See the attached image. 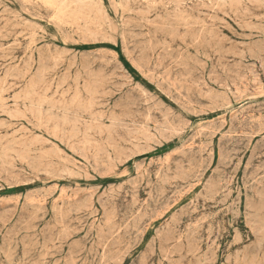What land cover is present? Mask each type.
Returning a JSON list of instances; mask_svg holds the SVG:
<instances>
[{
	"label": "rangeland",
	"instance_id": "obj_1",
	"mask_svg": "<svg viewBox=\"0 0 264 264\" xmlns=\"http://www.w3.org/2000/svg\"><path fill=\"white\" fill-rule=\"evenodd\" d=\"M76 2L0 0V264H264V0Z\"/></svg>",
	"mask_w": 264,
	"mask_h": 264
},
{
	"label": "bare ground",
	"instance_id": "obj_2",
	"mask_svg": "<svg viewBox=\"0 0 264 264\" xmlns=\"http://www.w3.org/2000/svg\"><path fill=\"white\" fill-rule=\"evenodd\" d=\"M76 1L78 2V0H76ZM81 1H82V0H81ZM218 1H219V0H218ZM221 1H222V0H221ZM227 1H229V0H227ZM247 1H248V0H247ZM251 1H252V0H251ZM256 1H258V0H256ZM256 1L254 0V2H256ZM22 2H23V1H22ZM77 2H76V3H77ZM176 2H177V1H176ZM178 2H179V0H178ZM181 2H182V1H181ZM224 2H225V1H224ZM233 2H234V1H233ZM78 3H79V2H78ZM80 3H81V2H80ZM247 3H248V2H247ZM258 3H259V2H258ZM40 4H41V3H40ZM176 4H177V3H176ZM217 4H218V3H217ZM225 4H227V3H225ZM229 4H230V3H229ZM256 4H257V2H256ZM90 5H91V4H90ZM249 5H250V4H249ZM261 5L263 6V3H262V2H261ZM176 6H177V5H176ZM222 6H223V5H222ZM226 6H227V5H226ZM227 7H228V6H227ZM31 8H32V5H31ZM97 8H98V7H97ZM263 8H264V7H263ZM3 10H4V9H3ZM43 10H44V9H43ZM88 10H89V9H88ZM147 10H148V8H147ZM208 10H209V9H208ZM214 10H215V9H214ZM100 11H101V10H100ZM131 11H132V10H131ZM131 11H130V12H131ZM133 11H134V10H133ZM45 12H46V11H45ZM194 12H195V11H194ZM6 13H7V11H6ZM6 13H5V14H6ZM76 13H77V12H76ZM147 13H148V12H147ZM195 13H196V12H195ZM3 14H4V13H3ZM201 14H202V13H200V15H201ZM221 14H222V13H221ZM247 14H248V13H247ZM77 15L80 16L79 14H77ZM206 15H207V14H206ZM248 15H249V14H248ZM82 16H83V15H82ZM93 16H94V15H93ZM147 16H149V15H147ZM159 16H160V15H158V17H159ZM208 16H209V15H208ZM259 16H260V15H259ZM85 17H86V16H85ZM96 17H97V16H96ZM96 17H95V18H96ZM158 17H157V18H158ZM160 17H161V16H160ZM211 17H212V16H211ZM214 17H215V16H214ZM197 18H198V16H197ZM244 18H245V17H244ZM250 18H251V17H250ZM82 19H83V18H82ZM96 19H97V18H96ZM144 19H146V18H144ZM154 19H155V18H154ZM160 19H162V18H160ZM160 19H159V20H160ZM168 19H169V18H168ZM208 19H209V18H208ZM212 19H213V18H212ZM1 20H2V19H1ZM106 20H107V19H106ZM156 20H158V19H156ZM162 20H163V19H162ZM162 20H161V21H162ZM165 20H167V18H166ZM176 20H177V19H176ZM176 20H174V21L176 22ZM217 20H218V19H217ZM247 20H248V18H247ZM249 20H250V19H249ZM62 21H63V20H62ZM83 21H84V20H83ZM91 21H92V20H91ZM153 21H154V20H153ZM168 21H169V20H168ZM213 21L216 22L215 20H213ZM1 22H2V21H1ZM89 22H90V21H89ZM159 22H160V21H159ZM211 22H212V20H211ZM25 23H26V22H25ZM25 23H24V24H25ZM149 23H150V22H149ZM157 23H158V22H157ZM164 23H165V22H164ZM166 23H167V22H166ZM166 23H165V24H166ZM195 23H196V22H195ZM203 23H204V22H203ZM83 24H85V23L83 22ZM91 24H92V23H91ZM108 24H109V23H108ZM151 24H152V23H151ZM161 24H162V23H161ZM167 24H168V23H167ZM196 24H197V23H196ZM205 24H206V23H205ZM218 24H219V23H218ZM20 25H21V24H20ZM22 25H23V24H22ZM86 25H87V24H86ZM147 25H148V24H147ZM157 25H158V24H157ZM170 25H171V24H170ZM172 25H173V23H172ZM174 25H175V24H174ZM174 25H173V26H174ZM203 25H204V24H203ZM206 25H207V24H206ZM82 26H83V25H82ZM159 26H160V25H159ZM161 26H162V25H161ZM167 26H169V25H167ZM189 26H191V25H189ZM201 26H202V25H201ZM211 26H212V25H211ZM220 26H221V25H220ZM245 26H246V25H245ZM174 27H176V26H174ZM178 27H179V24H178ZM182 27H184V26H182ZM203 27H205V26H203ZM171 28H172V27H171ZM185 28H186V27H185ZM188 28H189V27H188ZM40 29H41V28H40ZM157 29H158V28H157ZM190 29H192V28H190ZM194 29H195V28H194ZM260 29L262 30V28H260ZM84 30L86 31V29H84ZM154 30H155V29H154ZM177 30H178V29H177ZM212 30H213V29H212ZM212 30H211V31H212ZM219 30H220V29H219ZM1 31H2V30H1ZM192 31H193V30H192ZM198 31L200 32L199 29H198ZM168 32H169V30H168ZM173 32H174V31H173ZM182 32H183V31H182ZM201 32H202V31H201ZM204 32H205V31H204ZM204 32H203V33H204ZM0 33H1V32H0ZM23 34H24V33H23ZM173 34H174V33H173ZM185 34H188V33H185ZM191 34H192V33H191ZM194 34H195V33H194ZM221 34H222V33H221ZM1 35H2V34H1ZM94 35H95V34H94ZM192 35H193V34H192ZM10 36H11V35H9V37H10ZM171 36H172V34H171ZM179 36H180V33H179V35H178V38H179ZM186 36H187V35H186ZM194 36H195V35H194ZM194 36H193V37H194ZM199 36H200V35H199ZM0 37H1V36H0ZM5 37H6V35H5ZM214 37H215V36H214ZM6 38H7V37H6ZM172 38H173V37H172ZM172 38H171V39H172ZM183 38H184V37H183ZM194 38H196V37H194ZM176 39H177V38H176ZM181 39H182V38H181ZM190 39H192V38H190ZM175 41H176V40H175ZM195 41H196V39H195ZM195 41H194V39H192V42H195ZM200 41H201V40H200ZM182 42H183V41H182ZM196 42H197V41H196ZM221 42H223V41H221ZM13 43H14V42H13ZM184 43H185V42H184ZM192 44H193V43H192ZM194 45H196V44H194ZM211 45H212V44H211ZM187 46H188V45H187ZM196 46H197V45H196ZM197 47H199V46H197ZM257 50H259V49H257ZM4 55H5V54H4ZM56 56H57V55H56ZM59 57H60V56H59ZM74 58H75V56H74ZM47 59H48V58H47ZM58 59H60V58H58ZM60 60H62V59H60ZM46 62H47V61H46ZM49 62H50V60H48V63H49ZM57 62H58V61H57ZM26 64H27V62H26ZM49 64H50V63H49ZM49 64H48V65H49ZM2 65H3V64H2ZM3 66H4V65H3ZM25 66H27V65H25ZM54 66H56V65H54ZM27 67L29 68V66H27ZM41 67H42V65H41ZM55 68H56V67H55ZM1 69H2V68H1ZM39 69H40V68H39ZM39 69H38V70H39ZM42 69H44V68H42ZM52 69H53V68H52ZM38 70H37V71H38ZM48 70H49V68H48ZM89 70H90V69H89ZM8 71H9V70H8ZM27 71H28V69L26 70V72H27ZM37 71H35V72H37ZM43 71H44V70H43ZM87 71H88V70H87ZM87 71H86V72H87ZM24 72H25V71H24ZM38 72H39V71H38ZM7 73H9V72H7ZM21 73H22V72H21ZM42 73H43V72H42ZM42 73H40V75H41ZM45 73H46V72H45ZM45 73H44V74H45ZM87 73H88V72H87ZM89 73H90V72H89ZM15 74H16V73H15ZM103 74H104V73H103ZM103 74H102V75H103ZM80 75H81V74H80ZM89 75H90V77H91L92 74H89ZM89 75H88V77H89ZM93 75H94V74H93ZM98 75H99V74H98ZM100 75H101V74H100ZM5 76H7V75H5ZM35 76H37V75H35ZM42 76H43V75H42ZM44 77H45V76H44ZM44 77H43V78H44ZM92 77H94V76H92ZM95 78H96V77H95ZM104 78H105V77H104ZM106 78H107V77H106ZM106 78H105V79H106ZM11 79H12V78H11ZM74 79H75V78H74ZM77 79H78V78H77ZM93 79H94V78H93ZM38 80L41 81V79H38ZM43 80H44V79H43ZM75 80H76V79H75ZM78 80H79V79H78ZM78 80H77V81H78ZM99 80H100V79H99ZM63 81H64V80H63ZM73 82H74V81H73ZM96 82H97V80H96ZM36 83H38V82H36ZM99 83H100V82H99ZM99 83H98V84H99ZM10 84H11V83H10ZM86 84H87V83H86ZM86 84H85V86H86ZM98 84H96V85L98 86ZM34 85H35V84H34ZM62 86H63V85H62ZM3 87H4V86H3ZM75 87H76V86H75ZM5 88H6V87H5ZM19 89H20V88H19ZM31 89H32V87H31ZM31 89H30V90H31ZM57 89H58V87H57ZM86 89H87V88H86ZM11 90H12V89H11ZM20 90H21V89H20ZM30 90H29V92H30ZM32 90H33V89H32ZM44 90H45V89H44ZM77 90H78V89H77ZM89 90H90V89H89ZM95 90H96V89H95ZM4 91H5V90H4ZM18 91H19V90H18ZM27 91H28V90H27ZM57 91H58V90H57ZM101 91H102V90H101ZM31 92H32V91H31ZM55 92H56V91H55ZM33 93H34V92H33ZM43 93H45V91H43ZM43 93H42V94H43ZM86 93H87V92H86ZM90 93H92L91 95H93V92L90 91ZM96 93H98V92H94V94H96ZM23 94H24V93H23ZM27 94H28V93H27ZM30 94H32V93H30ZM58 94H60V93H58ZM101 94H102V92H100V95H101ZM103 94H104V93H103ZM103 94H102V95H103ZM33 95H34V94H33ZM39 95H40V93H39ZM39 95H38V96H39ZM43 95H44V94H43ZM53 95H54V94H53ZM53 95H52V98H53ZM91 95H90V96H91ZM10 96H11V95H10ZM13 96H14V95H13ZM24 96H26V94H25ZM27 96H29V94H28ZM30 96H32V95H30ZM34 96H35V95H34ZM22 97H23V96H22ZM41 97H45V96H41ZM41 97H38L39 100H41V99H40ZM92 97H93V96H91V99H93ZM23 98H24V97H23ZM46 98H47V97H46ZM50 98H51V97H50ZM58 98H59V97H58ZM75 98H76V97L74 96V98H72V99H75ZM77 98H78V97H77ZM10 99H12V100L14 99V100H15L14 97H13V98L11 97ZM47 99H48V98H47ZM47 99H46V100H47ZM62 99H64V98L62 97ZM72 99H71V100H72ZM82 99H83V98H82ZM213 99H214V98H213ZM17 100H18V99H17ZM19 100H20V99H19ZM27 100H28V99H27ZM44 100H45V99H44ZM55 100H56V99H55ZM58 100H59V99H58ZM58 100H57V101H58ZM95 100H96V99H95ZM29 101H30V100H28V102H29ZM42 101H43V99H42ZM51 101H52V99L50 100V102H51ZM64 101H65V100H64ZM72 101H74V100H72ZM14 102H15V101H14ZM22 102H23V101H22ZM30 102L33 103V100L30 101ZM30 102H29V103H30ZM43 102H44V101H43ZM48 102H49V101H48ZM48 102H46V103H48ZM70 102H71V101H70ZM37 103H38V102H37ZM37 103H35V104H37ZM40 103H41V101H40ZM46 103H45V104H46ZM55 103L58 104L57 102H55ZM62 103H63V102H60V105H61ZM73 103H74V102H73ZM73 103L71 102V104H73ZM41 104H43V103H41ZM45 104H44V105H45ZM49 104H50V105L52 104L51 106L54 105L53 102L48 103V105H49ZM78 104H80V103H78ZM92 104H93V103H92ZM94 104H95V103H94ZM13 105H14V104H13ZM24 105H25V104H24ZM58 105H59V104H58ZM87 105H88V104H87ZM11 106H12V105H11ZM31 106H33V105L31 104ZM34 106H35V105H34ZM41 106H42V105H41ZM56 106H57V105H56ZM56 106H55V107L53 106V107L56 108ZM67 106L69 107V105H67ZM67 106H66V107H67ZM98 106H99V105H98ZM35 107H36V106H35ZM42 107H43V106H42ZM68 107H67V109H68ZM84 107H85V106H84ZM3 108H4V107H3ZM44 108H45V107H44ZM47 108H48V106H47ZM47 108H46V109H47ZM63 108H64V106H63ZM70 108H71V107H70ZM80 108H82V107H80ZM88 108H89V107H87V109H88ZM48 109H49V108H48ZM50 109H53V108L50 107ZM57 109H61V108L58 107ZM64 109H65V108H64ZM67 109H66V112H67ZM78 109H79V108H78ZM82 109H83V108H82ZM10 110H11V109H10ZM36 110H37V109H36ZM43 110H44V109H43ZM62 110H63V109H62ZM74 110H75V109H74ZM85 110H86V109H85ZM52 111H53V110H52ZM58 111H59V110H58ZM87 111H89V109H88ZM38 112H39V111H38ZM66 112H65V113H66ZM71 112H72V111H71ZM1 113H2V112H1ZM44 113H46V111H45ZM51 113H53V112L50 111V113H48V114H51ZM58 113H59V112H58ZM63 113H64V112H63ZM63 113H62V114H63ZM74 113H75V112H74ZM76 113H77V112H76ZM82 113H83V112H82ZM85 113H86V112H85ZM111 113H112V112H111ZM20 114H21V113H20ZM37 114H38V115H39V114L41 115V112H40V113H37ZM97 114H98V113H97ZM109 114H110V113H109ZM113 114H114V113H113ZM120 114H121V113H120ZM18 115H19V112H18ZM45 115H46V114H45ZM56 115H57V114H56ZM56 115H55V117H56ZM83 115H84V114H83ZM110 115H111V114H110ZM51 116H52V115H51ZM53 116H54V115H53ZM53 116H52V117H53ZM61 116H63V115H61ZM66 116H67V115H66ZM68 116H70V115H68ZM90 116H91V115H90ZM92 116H93V113H92ZM94 116H95V114H94ZM113 116H114V115H113ZM240 116H241V115H240ZM10 117H12V116H10ZM39 117H40V116H39ZM57 117H58V116H57ZM84 117H85V116H84ZM116 117H117V116H115V118H116ZM118 117H119V116H118ZM118 117H117V118H118ZM248 117H249V116H248ZM13 118H14V117H13ZM76 118L79 119L78 117H76ZM76 118H74V119H76ZM102 118H103V117H102ZM53 119H54V118H53ZM60 119H62V118H60ZM80 119H81V118H80ZM87 119H88V118H87ZM90 119H91V118H90ZM90 119H89V120H90ZM98 119H99V118H98ZM56 120H57V118H56ZM64 120H65V119H64ZM69 120H70V119H69ZM100 120H101V117H100ZM113 120L116 121L115 119H113ZM57 121H58V120H57ZM70 121H71V120H70ZM75 121H76V120H75ZM75 121H74V122L71 121V122L77 124V122H75ZM77 121H78V120H77ZM86 121H87V120H86ZM90 121H91V120H90ZM257 121H258V120H257ZM48 122H49V121H48ZM92 122H93V120H92ZM97 122H98V121H97ZM147 122H148V120H147ZM68 123H69V122H68ZM68 123H67V124H68ZM78 123H79V122H78ZM83 123H84V122H83ZM93 123H95V122H93ZM98 123H99V122H98ZM101 123H102V122H101ZM101 123H100V124H101ZM111 123H112V122H111ZM116 123H117V122H116ZM145 123H146V122H145ZM168 123H169V122H168ZM168 123H166V124H168ZM58 124H59V123H58ZM90 124H91V122H90ZM164 124H165V123H164ZM7 125H8V124H7ZM47 125H48V124H47ZM114 125H115V124H113V127H114ZM0 126H1V125H0ZM55 126H56V125H55ZM62 126H63V125H62ZM101 126H102V125H101ZM104 126H105V125H104ZM109 126L111 127L112 125H109ZM165 126H166V125H165ZM165 126H164V127H165ZM1 127H2V126H1ZM19 127H20V126H19ZM72 127H73V126H72ZM76 127H77V126H76ZM84 127H85V126H84ZM102 127H103V126H102ZM110 127H108V128H110ZM2 128H3V127H2ZM56 128H57V127H56ZM96 128H97V125H96ZM96 128H94V129L96 130ZM99 128H100V126H99ZM166 128H168V127H166ZM75 129H76V128H75ZM82 129H83V128H82ZM86 129H87V128H85V130H86ZM97 129H98V128H97ZM89 130H91L90 126H89ZM99 130H100V129H99ZM112 130H113V128H112ZM162 130H163V129H162ZM165 130H166V129H165ZM77 131H78V130H77ZM77 131H76V132H77ZM86 131H88V130H86ZM86 131H85V132H86ZM97 131H98V130H97ZM100 131H101V130H100ZM139 131H140V130H139ZM144 131H145V130H144ZM166 131H167V130H166ZM66 132H67V131H66ZM88 132H89V131H88ZM135 132H136V131H135ZM163 132H164V130H163ZM209 132H210V131H209ZM79 133H80V131H79ZM136 133H137V132H136ZM136 133H134V134H136ZM142 133H143V132H142ZM10 134H11V133H10ZM138 134H139V133H138ZM140 134H141V133H140ZM151 134H152V133H151ZM84 135H85V134H84ZM89 135H90V134H89ZM144 135H145V134H144ZM8 136H9V135H8ZM85 136H86V135H85ZM142 136H143V135H142ZM147 136H148V135H146L145 137L147 138ZM72 137H73V136H72ZM129 137H132V136H129ZM143 137H144V136H143ZM248 137H249V136H248ZM82 138H83V137H82ZM70 139H72V138H70ZM91 139H93V138H91ZM129 139H130V138H129ZM131 139H132V138H131ZM139 139H140V138H138V140H139ZM143 139H144V138H143ZM2 140H3V139H2ZM2 140H1V142H2ZM83 140H84V139H83ZM87 140H88V139L85 140L86 143H87ZM132 140L134 141V139H132ZM8 141H9V140H8ZM13 141H14V140H13ZM140 141H141V140H140ZM68 142H69V141H68ZM89 142H90V141H89ZM89 142H88V143H89ZM142 142H143V141H142ZM131 143H132V142H131ZM9 144H10V143H9ZM29 144H30V143H29ZM74 144H75V143H74ZM12 145H15V144H12ZM79 145H80V144H79ZM82 145H84V144H82ZM135 145H136V144H135ZM141 145H142V144H141ZM143 145H144V144H143ZM143 145H142V146H143ZM8 146H9V145H8ZM10 146H11V144H10ZM15 146H16V145H15ZM139 146H140V145H139ZM11 147H12V146H11ZM121 147H122V146H121ZM199 147H200V146H199ZM222 147H223V146H222ZM2 148H3V147H2ZM5 148H6V147H5ZM101 148H102V147H101ZM137 148H139V147H137ZM140 148H141V147H140ZM0 149H1V148H0ZM8 149H9V147H8ZM142 149H144V148L142 147ZM36 150H40V148H39V149H36ZM80 150H82V149H80ZM100 150H101V149H100ZM102 150H103V149H102ZM2 151H5V149L2 150ZM21 151H22V150H21ZM34 151H35V150H34ZM40 151H41V150H40ZM74 151H75V150H74ZM97 151H98V150H97ZM0 152H1V150H0ZM7 152H8V151H7ZM12 152H15V151H12ZM30 152H31V151H30ZM91 152H92V151H91ZM91 152H90V153H91ZM99 152H100V151H99ZM34 153H35V152H34ZM4 154H5V153H3V155H4ZM31 154H33V152H31ZM84 154H85V153H84ZM197 154H198V153H197ZM201 154H202V153H201ZM15 155H16V154H15ZM19 155H20V154H19ZM17 156H18V155H17ZM33 156H34V155H33ZM0 157H1V159H2V156H0ZM9 157H10V156H9ZM35 157H36V156H35ZM37 157H38V156H37ZM4 158H5V157H4ZM4 158H3V159H4ZM20 158H21V157H20ZM25 158H26V157H25ZM46 158H47V157H46ZM109 158H110V156H109ZM193 158H194V157H193ZM193 158H192V159H193ZM201 158H202V157H201ZM31 159H33V158H31ZM1 161H2V160H1ZM33 161H35V159H34ZM33 161H32V162H33ZM112 161H113V160H112ZM192 161H193V160H192ZM2 162H3V161H2ZM8 163H9V162H8ZM35 163H36V162H35ZM35 163H33V164H35ZM37 163H38V162H37ZM194 163H195V161H194ZM89 165H90V164H89ZM193 165H194V164H193ZM193 165H192V166H193ZM57 166H58V165H57ZM159 168H160V167H159ZM60 170H61V169H60ZM63 171H64V170H63ZM65 171H66V169H65ZM215 172H216V171H215ZM255 172H256V171H255ZM255 172H254V173H255ZM54 173H55V172H54ZM59 173H60V171H59ZM61 173H62V170H61ZM64 173H65V172H64ZM191 173H193V172H191ZM195 173H196V172H195ZM198 173H199V172H198ZM217 173H218V172H217ZM254 173H253V174H254ZM256 173H257V172H256ZM187 174H188V173H187ZM165 175H166V174H165ZM184 175H185V174H184ZM191 175H192V174H191ZM193 175H194V174H193ZM254 175H255V174H254ZM176 177H178V176H176ZM179 177H181V176H179ZM187 177H188V176H187ZM215 177H216V176H215ZM215 177H214V178H215ZM250 177H251V176H250ZM164 178H165V177H164ZM189 178H190V177H189ZM165 179H167V177H166ZM169 179H170V178H169ZM177 179H179V178H177ZM214 180H215V179H214ZM181 181H182V179H181ZM174 182H175V181H174ZM209 182H210V181H209ZM213 182H214V181H213ZM215 182H216V181H215ZM145 184H146V183H145ZM162 185H163V184H162ZM166 185H167V183H166ZM132 186H133V185H132ZM168 186H170V185H168ZM168 186H167V187H168ZM220 186H221V185H220ZM249 187H250V186H249ZM159 188H162V187H159ZM219 188H221V187H219ZM132 189H133V188H132ZM135 189H136V188H135ZM162 189H163V188H162ZM159 190H160V189H159ZM215 190H216V189H215ZM249 190H250V189H249ZM131 191H132V190H131ZM175 191H176V190H175ZM175 191H174V192H175ZM110 192H111V191H110ZM124 192H125V191H124ZM247 192H248V191H247ZM247 192H246V193H247ZM114 193H115V192H114ZM125 193H126V192H125ZM144 193H145V192H144ZM211 193H212V192H211ZM214 194H215V193H214ZM229 194H230V192H229ZM250 194H251V193H250ZM263 194H264V193H263ZM134 195H135V194H134ZM163 195H164V194H163ZM163 195H162V196H163ZM212 195H213V193H212ZM215 195H216V194H215ZM118 196H119V195H118ZM131 196H132V195H131ZM205 196H206V195H205ZM109 197H110V196H109ZM178 197H179V196H178ZM201 197H202V196H201ZM104 198H105V197H104ZM139 198H141V197H139ZM158 198H159V196H158ZM174 198H176V197H174ZM144 199H145V198H144ZM207 199H208V198H207ZM210 199H211V198H210ZM223 199H224V198H223ZM179 200H180V199H179ZM179 200H178V201H179ZM102 201H103V200H102ZM172 202H173V201H172ZM179 202H180V201H179ZM206 202H207V201H206ZM222 202H223V201H222ZM135 203H136V201H135ZM203 204H204V202H203ZM135 205H136V204H135ZM201 206H202V205H201ZM145 207H146V206H145ZM111 208H112V207H111ZM193 208H194V207H193ZM246 208H247V205H246ZM254 209H255V207H254ZM254 209H253V210H254ZM258 209H259V208H258ZM192 210H193V209H192ZM255 210H256V209H255ZM169 211H170V210H169ZM180 211H181V210H180ZM252 212H253V211H252ZM258 212H259V211H258ZM83 213H84V212H83ZM113 213H114V212H113ZM255 213H256V212H255ZM87 214H88V213H87ZM91 214H92V213H91ZM143 214H144V213H143ZM178 214H179V213H178ZM252 214H253V213H252ZM113 215H114V214H113ZM135 215H136V214H135ZM187 215H188V213H187ZM225 215H227V213H226ZM253 216H254V215H253ZM136 217H137V216H136ZM173 217H174V216H173ZM180 217H182V216H180ZM246 217H247V216H246ZM254 217H255V216H254ZM86 218H87V217H86ZM143 218H144V216H143ZM143 218H142V219H143ZM180 219H181V218H180ZM180 219H179V220H180ZM247 219H248V218H247ZM253 219H254V218H253ZM255 219H256V218H255ZM174 220H175V219H174ZM174 220L172 219L173 222H174ZM134 221H135V220H134ZM168 221H169V220H168ZM180 221H181V220H180ZM252 221H253V220H252ZM64 222H65V220H64ZM140 222H141V221H140ZM173 222H172V223H173ZM176 222H177V221H176ZM135 223H136V222H135ZM177 223H178V222H177ZM113 224H114V223H113ZM168 224H169V223H168ZM253 224H255V223H253ZM147 225H148V224H147ZM174 225H175V223H174ZM201 225H202V224H201ZM199 226H200V225H199ZM217 226L219 227V225H217ZM174 227H175V226H174ZM177 227H178V226H177ZM186 227H187V226H186ZM191 227H192V226H191ZM191 227H189V228H191ZM127 228H129V227H127ZM189 228H188V229H189ZM199 228H201V227H199ZM124 229H125V228H124ZM197 229H198V228H197ZM197 229H196V232H197ZM115 230H116V228H115ZM135 230H136V229H135ZM157 230H158V229H157ZM171 230H172V229H171ZM119 231H120V230H119ZM127 231H128V230H127ZM107 232H108V231H107ZM111 232H112V230H111ZM123 232H124V231H123ZM196 232H195V233H196ZM223 232H224V231H223ZM126 233H127V232H126ZM167 233H168V232H167ZM173 233H174V232H173ZM193 233H194V232H193ZM107 234H109V233H107ZM107 234H106V235H107ZM110 234H111V233H110ZM110 234H109V235H110ZM124 234H125V233H124ZM197 234H198V233H197ZM114 235H115V234H114ZM157 235H158V234H157ZM170 235H171V234H170ZM193 235H195V234H193ZM258 235H260V234H258ZM124 236H125V235H124ZM166 236H167V235H166ZM181 236H182V235H181ZM190 236H191V235H190ZM101 237H102V236H101ZM106 237H107V236H106ZM109 237H110V236H109ZM158 237H159V235H158ZM182 237H183V236H182ZM103 238H104V237H103ZM120 238H122V237H120ZM178 238H179V237H178ZM185 238H186V237H185ZM187 238H188V237H187ZM110 239H111V238H110ZM161 239H162V238H161ZM210 239H211V238H210ZM215 239H216V238H215ZM215 239H214V240H215ZM113 240H114V239H113ZM214 240H213V241H214ZM166 241H167V240H166ZM170 241H171V240H170ZM181 241H182V240H181ZM192 241H193V240H192ZM194 241H195V240H194ZM196 241H197V240H196ZM213 241H211V242H213ZM258 241H259V240H258ZM171 242H172V241H171ZM179 242H180V241H179ZM182 242H183V241H182ZM185 242H186V241H185ZM105 243H106V242H105ZM117 243H118V242H117ZM135 244H136V243H135ZM168 244H169V242H168ZM190 244H191V243H190ZM112 245H113V243H112ZM120 245H122V244H120ZM120 245H119V246H120ZM192 245H193V244H192ZM16 246H17V245H16ZM116 246H117V245H116ZM172 246H173V245H172ZM174 246H176V245H174ZM23 247H25V246H23ZM114 247H115V246H114ZM160 247H161V246H160ZM162 247H163V246H162ZM166 247H167V246H166ZM177 247H178V246H177ZM179 247H180V246H179ZM61 248H62V247H61ZM170 248L172 249V247H170ZM173 248H174V247H173ZM187 248H188V247H187ZM191 248H192V246H191ZM193 248H195V247H193ZM207 248H208V247H207ZM216 248H217V247H216ZM53 249H54V248H53ZM150 249H151V248H150ZM106 250H107V249H106ZM175 250H176V249H175ZM180 250H181V249H180ZM191 250H192V249H191ZM14 251H15V250H14ZM114 251H115V250H114ZM124 251H125V250H124ZM128 251H130V250L128 249ZM161 251H162V250H161ZM178 251H179V250H178ZM178 251H177V252H178ZM181 251H183V250H181ZM193 251H194V250H193ZM193 251H192V252H193ZM207 251H208V250H207ZM211 251H212V250H210V252H211ZM28 252H30V251H28ZM106 252H107V251H106ZM112 252H113V251H112ZM125 252H127V250H126ZM162 252H163V251H162ZM196 252H197V251H196ZM239 252H240V251H239ZM78 253H79V252H78ZM78 253H77V254H78ZM91 253H92V252H91ZM103 253L106 254L105 252H103ZM120 253H121V252H120ZM149 253H150V252H149ZM163 253H164V252H163ZM178 253H180V252H178ZM185 253H186V252H185ZM189 253H190V252H189ZM70 254H71V253H70ZM126 254H127V253H126ZM186 254H187V253H186ZM186 254H185V255H186ZM23 255H25V254H23ZM118 255H119V254H118ZM120 255H121V254H120ZM153 255H154V254H153ZM153 255H152V256H153ZM164 255H166V254H164ZM212 255H213V254H212ZM237 255H238V254H237ZM237 255H236V256H237ZM240 255H242V254H240ZM73 256H74V255H73ZM106 256H109V255L107 254ZM111 256H112V255H111ZM123 256H125V255H123ZM143 256H144V255H143ZM170 256H172V254H170ZM215 256H216V255H215ZM71 257H72V256H71ZM104 257H105V256H104ZM115 257H116V256H115ZM117 257H118V256H117ZM117 257H116V258H117ZM149 257H150V256H149ZM213 257H214V256H213ZM230 257H231V256H230ZM230 257H229V258H230ZM238 257H239V256H238ZM238 257H237V258H238ZM246 257H247V256H246ZM116 258H114V259H116ZM144 258H145V257H144ZM181 258H182V257H181ZM184 258H185V257H184ZM192 258H193V257H192ZM196 258H197V257H196ZM205 258H206V257H205ZM211 258H212V256H211ZM10 259H11V258H10ZM101 259H102V258H101ZM106 259H109V258L107 257ZM106 259H105V260H106ZM114 259H113V260H114ZM158 259H159V258H158ZM164 259H165V258H164ZM198 259H199V258H197L196 260H198ZM254 259H255V256H254ZM70 260H71V259H70ZM109 260H110V259H109ZM113 260H112V261H113ZM118 260H119V259H118ZM121 260H122V259H121ZM241 260H242V259H241ZM101 261H102V260H101ZM107 261H108V260H107ZM198 261H199V260H198ZM248 261H249V260H248ZM19 262H20V261H19ZM182 262H183V261H182ZM69 263H70V262H69ZM71 263H72V262H71ZM106 263H107V262H106ZM157 263H158V262H157ZM169 263H170V262H169ZM196 263H197V262H196ZM199 263H200V262H199ZM237 263H238V262H237ZM257 263H259V262H257ZM33 264H35V263H33ZM243 264H244V263H243ZM248 264H249V263H248ZM262 264H263V262H262Z\"/></svg>",
	"mask_w": 264,
	"mask_h": 264
}]
</instances>
